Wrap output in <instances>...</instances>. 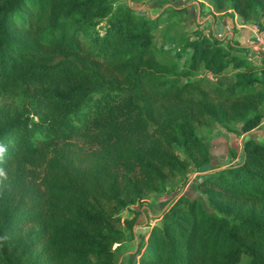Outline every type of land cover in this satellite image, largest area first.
<instances>
[{"label":"trees","instance_id":"trees-1","mask_svg":"<svg viewBox=\"0 0 264 264\" xmlns=\"http://www.w3.org/2000/svg\"><path fill=\"white\" fill-rule=\"evenodd\" d=\"M112 2L0 0V99L26 100L0 105V264H122L135 220L119 212L209 162L196 127L242 133L264 117V55L197 25L171 56L153 40L162 14ZM207 2L264 20V0ZM196 188L202 198L177 196L126 264H264V142L247 137L241 159Z\"/></svg>","mask_w":264,"mask_h":264},{"label":"rangeland","instance_id":"rangeland-1","mask_svg":"<svg viewBox=\"0 0 264 264\" xmlns=\"http://www.w3.org/2000/svg\"><path fill=\"white\" fill-rule=\"evenodd\" d=\"M193 0H113L112 8L117 5L128 4L135 8L139 13L145 17H154L162 14V22L154 32V44L156 47L161 46L163 50L174 56L177 52L176 45L173 43L178 39L182 33L190 32L195 26H204L200 21L204 14L196 19L195 11L188 14L185 10L181 14H176L166 18L167 8L180 7L181 4ZM207 2V0H201ZM199 2V1H198ZM204 7L203 3H199ZM202 4V5H201ZM186 9V8H185ZM164 11H166L164 13ZM263 20V19H262ZM264 21V20H263ZM245 22H252L256 28H261L263 24L261 21L257 23L256 20H248ZM205 26H208L205 24ZM172 39V40H171ZM173 41V42H171ZM189 51L181 54L177 60L179 64L184 58H187ZM260 55V54H259ZM225 77H232V72L226 71ZM206 86L213 85L214 78L206 75ZM26 100L22 98H1L0 105L9 104L15 106H22ZM259 111L264 116V100L262 101ZM261 120L260 127L252 130L249 134L241 135L239 124L230 126L231 131L226 132L218 124H199L196 127V135L201 137L206 142L209 149V162L203 165L200 169L189 168L187 171L180 173L177 177L170 180L162 192L149 194L140 206H129L119 212V217L123 219L134 218L135 223L131 230L122 227L123 238L117 243L115 250V259L117 263L126 264L131 253H133L139 244L144 241L145 236L150 226L157 222V217L165 210L179 195L188 197H199V190L196 188V181L203 177L204 173L211 172L236 163L239 160V155L242 149L243 141L249 137L258 142H264V117ZM86 144L75 141L71 146V152L81 157V153L85 151ZM239 264H246V259L243 258Z\"/></svg>","mask_w":264,"mask_h":264},{"label":"crops","instance_id":"crops-1","mask_svg":"<svg viewBox=\"0 0 264 264\" xmlns=\"http://www.w3.org/2000/svg\"><path fill=\"white\" fill-rule=\"evenodd\" d=\"M199 3H203L204 7L200 6ZM180 6L185 7L188 14L195 11L196 19H199V16L204 14L202 12L206 10L207 14L197 22L202 23L204 26L205 24L208 25L207 27H209L214 35L225 37L240 46L247 47L254 54L264 55V46L255 40L256 25L252 22L242 21L232 10L227 9L221 12H214L211 10L208 2H202L201 0H193ZM260 21L263 22L262 19ZM261 122L259 125L263 123ZM259 125L252 130L260 127ZM252 130L242 132L240 136L249 134ZM240 159L241 152L239 155Z\"/></svg>","mask_w":264,"mask_h":264},{"label":"built area","instance_id":"built-area-1","mask_svg":"<svg viewBox=\"0 0 264 264\" xmlns=\"http://www.w3.org/2000/svg\"><path fill=\"white\" fill-rule=\"evenodd\" d=\"M217 37H221V36H217ZM255 40L264 46V25L261 28H256Z\"/></svg>","mask_w":264,"mask_h":264},{"label":"clouds","instance_id":"clouds-1","mask_svg":"<svg viewBox=\"0 0 264 264\" xmlns=\"http://www.w3.org/2000/svg\"><path fill=\"white\" fill-rule=\"evenodd\" d=\"M5 152L6 148L4 146H0V159L3 158ZM0 177L6 178V174L3 169H0ZM4 239H6V237H0V241H3Z\"/></svg>","mask_w":264,"mask_h":264}]
</instances>
